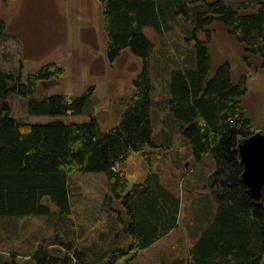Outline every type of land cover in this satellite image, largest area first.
<instances>
[{
  "label": "trees",
  "instance_id": "obj_1",
  "mask_svg": "<svg viewBox=\"0 0 264 264\" xmlns=\"http://www.w3.org/2000/svg\"><path fill=\"white\" fill-rule=\"evenodd\" d=\"M98 3L108 64L113 65L125 51L142 63L132 80L133 93L122 100L124 108L107 132L94 115L84 123H25L11 117L10 96L24 97L31 115L79 116L89 111L97 87L92 85L78 96L47 94L66 73L55 61L26 78L22 65L19 72L0 70V218H57L63 226L72 214L70 178L87 173L107 175L110 195L121 200L126 218L120 213V228L118 217L111 220L99 237L106 239L102 248L94 243L77 246L68 240L72 234L63 229L65 235L58 232L30 252H11L9 260L0 254V264H20L16 258L26 264H117L179 227L184 223L182 198L163 184L159 172L151 169L143 182L130 187L121 171L132 154L144 153L148 146L171 149L176 134L183 137L181 148L188 150L195 165L210 157L217 169L212 180L217 186L212 197L215 211L201 216L204 227L189 250V264H264V200L257 204L251 199L242 182L244 169L238 154L240 142L255 134L242 106L251 75L241 74L235 81L228 60L212 73L209 50L211 26L221 24L242 45L248 66L250 58H258V69L264 72V0ZM181 21L182 41L187 45L181 61L168 57L173 68L167 72V95L155 103L154 45L145 30L163 39ZM0 39H8L7 24L1 18ZM162 111H168L166 118L158 117ZM157 125L168 135L156 140ZM122 237L130 239L127 247L122 246Z\"/></svg>",
  "mask_w": 264,
  "mask_h": 264
},
{
  "label": "rangeland",
  "instance_id": "obj_2",
  "mask_svg": "<svg viewBox=\"0 0 264 264\" xmlns=\"http://www.w3.org/2000/svg\"><path fill=\"white\" fill-rule=\"evenodd\" d=\"M0 18L6 22L8 29V39L6 41L0 39L1 71L19 72L22 65L26 78L44 64L55 61L66 70V73L57 86L47 90V94L78 96L92 85L97 87L96 99L92 101L89 111L84 115H31L26 99L12 95L9 97L11 117L25 123L47 124L57 121L84 123L90 121L94 115L104 132L116 124L118 114L124 108L122 100L133 93L132 80L141 72L142 63L129 51H125L113 65L108 64L106 35L98 0H0ZM211 29L213 37L209 43V50L212 73L228 60L232 65L235 81L241 74L251 75L248 93L242 101V106L253 122L255 133H264V72L258 69L261 60L250 58L251 65L248 66L242 45L229 36L227 29L218 23L213 24ZM184 30L183 21L163 39H160L153 30H145L154 45L151 79L155 103L167 95L166 84L169 78L167 72L173 68L169 60L176 58L181 61V51L187 45L182 41ZM27 56L30 59H27ZM167 115L168 111H162L158 117L162 116L163 119ZM182 139L183 137L176 134L171 149L163 150L148 146L144 153L132 154L121 166V171L127 176L130 187L143 182L151 169L159 172L163 184L168 188H174L173 192L182 198L181 211L182 209L184 211L188 193L192 195L189 187L195 180H201L202 173L201 168H198L201 162L196 166L188 150L181 148ZM202 169L207 176L208 166ZM186 174L188 176L183 182L182 178ZM197 184L203 186L207 183L201 181ZM70 185L74 214L80 218H88V224L92 226L88 239L93 240L101 231H106L113 218L118 217L117 225L120 228L118 214L123 213L121 202L110 195L109 179L106 174H77L70 178ZM51 208L56 210L54 206ZM123 218H126L124 213ZM48 219L0 218V237L4 240L0 245V254L4 259L9 260L11 252L24 253L38 248L44 239L49 241L58 232L61 234L63 229L69 233L73 232L70 228L71 216L65 218L63 226L56 222L57 218ZM84 238V236L80 238V247L86 246ZM68 240L70 241L71 237ZM189 241L191 242L187 230L181 227L161 238L151 248L141 250L135 257L124 258L117 264H189V250L193 246ZM129 243L130 239L122 237V246L127 247ZM16 259L20 264H26L24 260Z\"/></svg>",
  "mask_w": 264,
  "mask_h": 264
},
{
  "label": "crops",
  "instance_id": "obj_3",
  "mask_svg": "<svg viewBox=\"0 0 264 264\" xmlns=\"http://www.w3.org/2000/svg\"><path fill=\"white\" fill-rule=\"evenodd\" d=\"M168 135V131L166 129H164V127L162 125H157V127L154 130V138L157 139H161L165 136ZM196 166H198L196 164ZM208 166L209 170L206 176V172L204 169H202L203 167ZM214 162L210 157H206L202 162H201V166H198V168H201V173H202V178L201 180H203V182L206 181L207 184L206 187L203 186H199L197 183L201 182V180L199 181L198 179L194 181V184L192 186L189 187V190L191 191L192 195L190 193H188L189 197L186 201V205L183 207L185 208V210L181 211V216L183 218L184 223H182L179 227L173 229L172 231H170L167 235H165L164 237L168 236L170 233H173L179 229H181V227L184 228V230H187L189 238L191 240L190 243H194V241L200 237L201 235V228L204 226H201V216L203 214V212H205V214H207L208 212H213L215 211L214 208V200L212 199V197H214L213 193L216 190L217 186H216V181H212L213 180V175L216 173L217 169L214 168ZM213 169V170H212ZM163 182V181H162ZM168 188V187H167ZM171 191H173L174 188H168ZM198 189V191H194ZM202 190V191H201ZM207 190V191H206ZM121 201V200H120ZM209 210H207L208 208ZM72 220L70 222V226L72 229V236H71V241L75 242V244L77 246H79L81 244L80 238L82 236H84V245L86 244V246H88L90 244V242H93L94 244H100L99 248H102L105 246V241L106 239L102 236L100 239V235L104 232L101 231L97 237L93 240L88 239V234L90 231V227H92L91 225L88 224L89 220L88 218L84 219V218H80L78 215L74 214V208H73V199H72V214L70 215ZM119 218L120 213L118 214ZM120 222V221H119ZM93 229V228H92ZM163 237V238H164ZM158 241H156L153 245H155ZM153 245H151L149 248H151ZM147 248V249H149ZM189 262V261H188Z\"/></svg>",
  "mask_w": 264,
  "mask_h": 264
},
{
  "label": "water",
  "instance_id": "obj_4",
  "mask_svg": "<svg viewBox=\"0 0 264 264\" xmlns=\"http://www.w3.org/2000/svg\"><path fill=\"white\" fill-rule=\"evenodd\" d=\"M240 163L243 166L242 182L255 203L264 200V133L258 132L240 142Z\"/></svg>",
  "mask_w": 264,
  "mask_h": 264
}]
</instances>
